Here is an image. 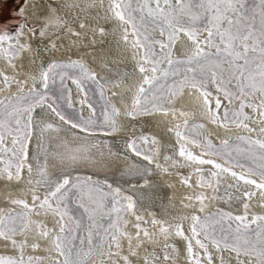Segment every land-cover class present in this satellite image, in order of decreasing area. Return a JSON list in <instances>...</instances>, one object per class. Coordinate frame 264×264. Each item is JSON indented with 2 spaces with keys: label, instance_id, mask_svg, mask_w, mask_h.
<instances>
[{
  "label": "bare ground",
  "instance_id": "1",
  "mask_svg": "<svg viewBox=\"0 0 264 264\" xmlns=\"http://www.w3.org/2000/svg\"><path fill=\"white\" fill-rule=\"evenodd\" d=\"M25 2L22 14L28 19L29 25H36V28L30 31L24 25L26 38L22 44L25 47L16 44L19 47V56L11 63L9 62L12 59L11 55L0 53V101L6 103L8 100H15L20 96L17 92L24 91L29 94L33 87L35 90H42L41 74L49 65L79 61L88 65L87 67L90 66L99 85L106 91L109 101L118 109L121 131L114 135H106L84 132L79 128L73 129L71 125L60 121L47 105L37 106L33 114V130L28 147V161L26 160L32 166V173L29 174L26 168L21 173V178L12 182L7 178L6 172L0 175L2 191L0 200H6L0 204V217L6 213L15 215L28 211L22 205L19 207L23 209L16 207L12 203L13 200L26 201L33 211L28 214V228L14 238L17 241L16 245L10 240L0 238V256L20 258L32 253L46 261L55 256L57 251L54 238L60 229L56 221L58 218L39 205L45 194L49 190H54L55 183L64 179H68L70 183L80 178L93 179L98 183L108 184L121 195L131 198L134 207L132 217L129 218L130 224L126 226L130 232L129 236L132 237L131 247L128 236L121 240L122 253L128 257L127 264H145L146 260L147 264H194L188 257V240L184 237L191 239L193 251L199 255L201 264H207L203 250L195 244L192 237L193 216L201 218L207 213L217 212H207V207L220 208L233 216L240 215L244 213V202L249 205V217L264 215L261 214L264 210L262 204L264 196L254 186H244L243 182H240L239 192L235 188L227 187L228 184H235L227 174H221L218 185L215 181L216 191L208 192L203 200V211L200 210L201 201L194 203L189 188L203 195L207 186L203 188L200 185V175L206 172L207 176L211 174L209 171L216 170L212 165H194L185 157H181L179 155L181 146L187 152L193 148L196 155H201L204 149L201 150L194 145L192 140H181L177 137L176 131L184 126L185 122L199 123L211 131L209 138L214 146H220L221 142L228 141L240 133L237 127L232 129L222 127L219 122H212L206 114L200 90L185 84L179 103L171 112L156 110L140 117L129 115L134 111L143 76L151 75V71L150 67H146L149 69L146 73L139 71L141 65L138 61L139 49L132 47L134 37L130 28L128 41L123 40V28L127 25H123L114 17L111 9L113 0ZM100 29H103V33ZM42 30L46 35H40ZM3 48L8 46L5 45ZM194 50L195 44L186 34H177L172 57H188ZM4 75L9 77L7 82L3 79ZM67 81V97L70 93L72 105L71 107L67 105L68 109L89 116L91 109L83 102L82 92L73 83V79L69 78ZM252 98L255 104L259 103L255 100L256 95ZM209 99L212 100L214 107V97ZM249 111H251L249 120L253 125L251 129L254 131L241 129V132L245 130L251 139L264 140V132L261 131L264 128V118L258 116V111L247 109V112ZM41 117L43 120L37 127L36 121L41 120ZM45 123H51L53 129L46 130L41 135L40 128ZM149 137L156 139L159 144L157 163L145 160L143 155H136L129 147L132 141L139 143L138 140H141L142 150L147 154ZM12 139L6 137L0 143L1 154L5 149L15 148L17 151ZM71 155L78 158L72 161L69 159ZM166 157L168 159H165ZM202 158L215 160L212 156ZM38 166L46 173L39 186L35 184V181L40 179L37 176ZM196 167L202 168L203 171L196 172ZM187 179H190V182L186 183ZM30 181L32 183H29ZM244 187H248L256 194L251 199L244 197ZM33 195L39 196L40 199L33 201ZM237 195L241 200L230 199ZM50 201L55 207L52 197ZM82 205L87 206V203ZM137 217L141 219L137 220ZM177 225L181 226L184 237L176 235ZM162 228L167 229V232H162ZM46 229L49 235H41ZM145 230L149 233L147 237L143 235ZM138 231L139 238L136 236ZM21 243L24 244L23 250L20 248ZM165 245L169 247L166 248ZM132 251H135L136 255H131ZM209 252L212 254L213 264H220L225 254L229 255L226 257L229 264H241V261L248 264V261L234 257L227 250L217 251L212 245H209ZM165 253L170 257L168 260H164ZM123 254L105 253L94 264H126Z\"/></svg>",
  "mask_w": 264,
  "mask_h": 264
},
{
  "label": "snow or ice",
  "instance_id": "2",
  "mask_svg": "<svg viewBox=\"0 0 264 264\" xmlns=\"http://www.w3.org/2000/svg\"><path fill=\"white\" fill-rule=\"evenodd\" d=\"M260 5L264 9V0H260ZM243 8L244 0H188L187 3H185V0H175V4L172 3V0H155L154 6L153 0H113L111 9L114 17L123 25H127V27L123 28V40L125 42L128 41L130 28L131 35L134 37L132 47L143 49L142 63L139 71L146 73L149 69L144 67V65L151 66V75H144L142 83L138 88L139 94L135 100V111L130 112L129 115L135 116L140 112L142 100L149 93L152 94V99L148 101L151 109L145 106L144 111L146 113H150V110H156L158 105L160 106L159 110L164 112L170 111L171 109L163 107V103H171L169 96H179L183 87L187 84L192 88L200 90L206 114L211 118L213 123L219 122L222 127L227 126L229 123H234L237 127L254 131V129L249 128L248 124L244 123L245 120L249 119L244 113V109L251 108L254 112L259 111L261 118H264V10L260 11L259 24H257L256 16L246 15ZM178 12L189 14L190 23L180 21L177 18ZM229 13L233 15H229ZM150 26L153 31L159 28L161 36L166 34L167 43L164 40L155 39L149 31ZM100 31L103 33V29H100ZM201 31L207 32V37L204 40L198 38ZM180 32L185 33L196 47L193 54L186 59L173 60L171 58L172 49L177 39V34ZM21 34V32H18L17 36ZM40 35L44 36L46 32L42 30ZM13 40L14 38L6 32L0 34V45H3L5 41L9 42L8 48L0 47V53L11 55L12 57L18 56L19 50L12 46ZM217 40H219V43H217ZM157 45L160 49L159 52L156 51L155 46ZM211 49L215 51L212 52L210 51ZM165 61L168 64V68L161 70L160 66ZM9 62L11 63V61ZM225 63L228 66L226 69L223 67ZM183 65L187 66V72L192 73L191 77L184 74L181 70L180 66ZM69 68H78L82 74L78 78H72L73 83L77 85L79 91H85L83 88L84 81L91 80L99 85L95 73L79 61H72L69 64L53 63L41 74L44 92L37 91L33 87V90L28 95L18 96L15 100H8L7 103L0 101V143L3 142L5 135H8L12 136L14 146L19 145L20 156L16 158L15 165L16 180L21 178L24 161L28 159V142L32 136L33 113L37 106L47 105V108L55 113L60 121L71 125L73 129L79 128L81 131L88 132L94 124L91 119L84 120L82 117L74 119L73 117L66 116L58 109V106H53L55 101L52 103L48 102L51 99L48 95L49 81L52 80V83H55L53 77L58 76L61 88L67 91L64 88V80L68 77V74L66 72H57V70ZM197 68L200 69L199 72H197ZM169 77L174 78L171 85L168 84ZM177 77H179L178 82L175 79ZM3 79L7 82L9 77L4 75ZM209 81L215 86L218 93L214 98V107L212 106V100L209 99L213 95L208 90ZM145 85L148 87L146 88ZM100 87L103 94V86L100 85ZM256 92L261 94L259 104L251 103L249 99ZM69 97H65L62 92L59 99H65L68 106L71 107ZM234 100L240 101L239 110L230 109L225 105L221 115L222 104L225 101L227 104H231ZM89 108H92L90 103ZM117 114L118 109L112 107V131L117 130L118 127L115 121ZM181 114L184 115V113ZM25 116H27L26 122L24 121ZM105 119H108L107 113L105 114ZM42 120L43 117H41V120L36 121L37 127H39ZM185 127H187V122H185ZM196 127L203 128V125H197ZM51 129H53V125L45 123L40 128V133L43 135L44 131ZM261 131L264 132V128ZM176 135L181 140L187 139L179 130L176 131ZM237 140L243 141L247 147L240 148L237 146L235 149L237 155L235 157L232 155V151H230L231 146L227 140L223 141L220 147H216L207 138L203 143H200L198 140L192 141V143L204 149L201 155L187 152L183 146L180 148L179 155L185 157L187 161L194 165H212L216 171L211 172V177L216 178L217 185L220 182L219 178L221 174H227L235 181V184H228L227 187L235 188L239 192L241 190L240 182H243L244 186H254L261 194H264V140L251 139L245 136H238ZM153 143H155V140H153ZM129 147L136 152V155H141L135 141H132ZM5 151H13V155H15V148L5 149ZM202 156L220 157L224 160V164L217 163L213 159L202 158ZM240 157H243V159ZM77 158L76 155L69 157L72 161H75ZM144 159L151 162L153 158L150 155H144ZM165 159H168V157ZM247 161H251V165H248ZM11 167L12 162H7L5 171L9 180L13 179V173L10 171ZM236 168L240 171L233 170ZM195 171L202 172L203 169L196 167ZM28 173H32L31 165H28ZM45 175L46 173L38 166L37 176L40 179L35 181L37 186L41 184L42 178ZM185 182L187 183V181ZM29 183L32 182L30 181ZM199 183L202 187L205 185L213 187L212 180H206L203 176H201ZM75 188H77V184L72 183L70 185L68 179L56 182L54 190H49L39 205L40 208L46 212H51L57 217V223L60 225L59 233L54 238V244L58 256L63 257V259H56L54 264H86L84 259H79L81 254L84 257H88L93 252L102 253L105 243L108 244L109 249H111L112 244H115V248L119 250L121 248L120 236L128 235L121 232L115 224H110L109 228L105 230L104 235L99 238V243H94V233L88 231L87 240L89 248L87 251H84L82 247L75 249L72 242L77 237L73 235V232L79 229L81 224L74 216L70 215L67 206L69 195ZM213 190L216 191L215 188ZM255 194L248 187L243 188L244 197L251 199ZM50 197L55 198V207L50 202ZM233 198L241 200L239 195L230 197V199ZM32 199L36 201L40 197L33 195ZM124 199L129 201L126 207L117 208L113 205L112 210L117 213V218H119L121 210L128 211L134 207L130 197H124ZM197 199L201 201L202 206L200 210L203 211V200L205 197L201 195ZM12 203L22 205L28 210L15 216L9 213L7 216L0 217V238L10 240L13 245H16L17 241L14 237L17 232L22 233L28 228L29 222L26 220V217L33 209L24 200H13ZM243 208L244 213L240 215L233 216L231 213L219 214L218 219H215L214 223L209 222L214 219L213 217L206 218L203 221L198 216L192 217V237L195 239V244L203 250L207 264H213V257L209 252V244L213 245L217 251L230 250L236 254L237 258L241 255L252 258L248 261V264H264V215H252L249 219L248 203L244 202ZM88 211L85 208V212ZM65 217L71 223V228H68L64 223ZM139 219L141 218L137 217V220ZM17 221L20 224L19 228L11 226ZM225 221L236 222L235 227H233L232 223L225 224ZM217 224L220 225V234L217 233ZM252 225H255V227L253 228ZM137 228H139V225H137ZM161 231L167 232V229L162 228ZM41 235L47 236L49 233L47 230H44L41 232ZM96 235L99 234L97 233ZM143 235L147 237L149 233L145 230ZM176 235L184 237L180 225H177ZM136 236L139 238V231L136 233ZM79 239L82 246L84 238L80 237ZM128 239L129 246L131 247L132 237L128 236ZM184 239L188 240L187 254L189 259L193 260L194 264H201L199 255L193 251L191 239L188 237H184ZM23 247L24 244L21 243V250H23ZM33 247H37V245H33ZM165 247L169 246L165 245ZM74 252L78 257L76 260L72 259ZM112 254L110 251L109 255ZM116 254H118V251ZM131 255H136V252L132 251ZM169 258L167 253H165L164 260H168ZM123 259L127 264L128 257L124 256ZM31 262L32 258L29 257L28 264H31ZM0 264H24V261L23 259L18 261L11 257H0ZM145 264H147V260ZM241 264H243V261H241Z\"/></svg>",
  "mask_w": 264,
  "mask_h": 264
},
{
  "label": "rangeland",
  "instance_id": "3",
  "mask_svg": "<svg viewBox=\"0 0 264 264\" xmlns=\"http://www.w3.org/2000/svg\"><path fill=\"white\" fill-rule=\"evenodd\" d=\"M25 1L26 0H0V14H2V15H0V34H2L3 32H6L8 35L12 36L14 38V40L12 42V46L14 48H16L17 50H19V47H17L16 44H21V46L25 47L24 44H22V41L26 38V34L24 31V25L30 31H32L34 28H36V25L30 26L28 19H26V17L22 14V7L26 3ZM187 2H188V0H185V3H187ZM154 3H155V0H154ZM172 3L175 4V0H172ZM133 6H135V5H133ZM153 6H154V4H153ZM193 7H195V6L193 5ZM221 7L223 10V5ZM237 7H239V5H237ZM262 10H264V9H262V6L260 5V0H244L243 11L248 16L255 15L257 24H259V13ZM229 15H233V14L229 13ZM177 18L184 23H190V15L187 13L178 12ZM233 18H235V17L233 16ZM149 31L151 32V35L155 39L164 40L165 43H167V35L165 34L164 36H161L159 28H156L153 31L151 29V26H150ZM18 32H21L23 35L21 34V35L17 36ZM130 32H131V29H130ZM178 34H185V33L180 32ZM206 37H207V32L201 31V34L199 35L198 38H200V40H204ZM17 40H18V43L16 42ZM217 43H219V40H217ZM5 45L9 47V42L5 41L3 43V45H0V47H4ZM155 47H156V51L159 52L160 51L159 46L157 45ZM138 49H139L138 61L141 64L142 63L143 49H140V48H138ZM165 51H167V49H165ZM210 51L214 52L215 50L211 49ZM18 56H16V57H18ZM139 57H140V59H139ZM171 58L173 60H176V59H186L187 57L173 56ZM13 59H15V57H12V59L10 61L12 62ZM69 63H71V61H64V62H60L58 64H69ZM86 66H88V65H86ZM144 67H151V66L145 64ZM160 67H161V70L167 69L168 68L167 62L165 61ZM180 67H181V70L184 72V74L191 77L192 73L186 71V68H187L186 65H183ZM223 67L226 69L228 66L225 63V64H223ZM87 68L89 69L90 66ZM91 71H92V69H91ZM199 71H200V69L197 68V72H199ZM57 72H66L68 74V77H66V79L64 80V88L66 90L68 89V86L66 83L68 82L67 80L69 78L72 79V78H78V77L82 76V74L79 72L78 68L77 69L69 68V69H63V70L58 69ZM53 79L55 80V83H52V80L49 81L48 95L51 97V99L48 102L52 103L53 101H55L53 106L54 107L58 106V109L63 114H65L66 116H69V117H73L74 119H79V116H80V118L81 117L87 118V119L83 118L84 120L91 119L94 122V124H93L91 130L88 131V133H103L106 135H114V134L119 133L121 131V127H120L121 122L119 120L118 114L115 116V121L118 125L117 130H115V131L111 130V123H112L111 109H112V107H115V106H113V104H111L109 99H107L108 96L106 95V91L104 89H103V94L101 93L100 85H98L97 83H95L91 80L83 82V88L85 89V91L82 92L83 102H85L88 106H89V103L92 105V108H90L91 112H90L89 116H83V115L79 114L78 111L76 112V111H72L71 109L69 110L68 106H67L68 103L66 102L65 99H59L62 92H63V95L65 97H67V91H65L61 88V82H60V79L58 76L53 77ZM173 79L174 78H172V77L168 78V84L169 85H171V83L173 82ZM175 79L178 82L179 77H177ZM161 82H163V81H161ZM145 87L147 88L148 86L146 85ZM208 90L210 92H212V94H213L212 97H210L211 99L213 97L215 98V96L218 95V93L216 92L215 86L212 85L210 81H209ZM37 91L44 92L45 90L42 89V90H37ZM17 93L20 96L28 95L24 91L17 92ZM254 95H256L255 100H257V102H260L261 94L259 92H256ZM254 95L252 97H254ZM252 97H250L249 99H250L251 103H254L253 102L254 100ZM179 98H180V95L176 96V97L169 96L171 103L165 102V103H163V107L164 108H170L172 106V108L169 112L173 111L175 109V107L177 106V104L179 103L178 102ZM151 99H152V94L149 93L147 95V97L142 100L141 110L139 113H137L135 115V117H140L141 115H147V114L155 112L156 110H159L160 106L158 105L157 109L156 110H150V113H146L144 111L145 106H147L149 109H151V105L148 104V101H150ZM225 105H227V107L230 109L239 110L240 101L234 100L231 104H227V102L225 101L224 104H222V107L220 110L221 115L223 113V108ZM135 107H136V105H135ZM247 109L251 110V108H245L244 109V113L249 117V115L251 114V111L247 112ZM134 111H135V108H134ZM106 113L108 114L107 120L105 119ZM258 116L261 117L259 115V111H258ZM26 120H27V116L24 117L25 122H26ZM248 120L249 119L245 120L244 123L248 124L249 128H252L253 125L250 122V120L249 121ZM183 125L184 126L179 128V131L181 133H183V135L187 138V140L188 139L192 140V141L198 140V141H200V143H203L206 138L210 139L209 137H210L211 131L209 130V128H206V126H203L204 128H198L196 126L200 125V124L196 123V122L195 123L194 122L193 123L187 122V127H185V123ZM227 127L232 128V129H236L237 126L234 123H229V124H227ZM237 129L240 130L239 131L240 133H238V135L236 137L228 140L229 145L231 146L230 151H232V155L234 157L237 155L236 150H235L237 146H239L240 148H246L247 147V145L243 141H238L237 137L238 136H245V137L251 138L245 132V130H243V132H241L242 131L241 129H245V128L237 127ZM6 137H12V136L5 135V138ZM148 140H149V153L145 154V152H143L141 140H138L139 143L135 142L136 146H137L138 150L141 152V155H143V156L144 155H150L153 158L152 161L157 163L158 162V152L157 151L159 150V144H158L156 139H152L151 137H149ZM153 140H155V143H153ZM29 142H28V147H29ZM194 145H196V144H194ZM221 145H222V142H221L220 146ZM220 146H216V147H220ZM199 148L202 150L201 147H199ZM18 149H19V145H16L17 151H15V155H13V151H5L3 154L0 153V175H2V173L5 174L4 172H6L5 171L6 163L12 162V167H11L10 171L13 173V177L15 176L16 158L18 156H20ZM151 149H152V151H151ZM189 152H192L193 154H195V151L193 150V148H190ZM212 157L215 159V161L217 163L224 164V160L221 159L220 157H216V156H212ZM240 158L243 159V157H240ZM27 161H24V167L22 169V172L24 169L28 168L29 162H27ZM251 163H252L251 161H247L248 165H251ZM225 166H228V165H225ZM233 170L240 171L238 168L233 169ZM209 172L211 173L212 171H209ZM6 175H7V172H6ZM202 175H203V177H205L206 172H205V174L203 173ZM207 179L212 180L213 187L208 188L207 185H205V186H207L206 188L203 187L205 189L204 190L205 192H203L204 197H206L208 192L213 190L215 187V181L216 180H215V178L211 177V174L206 177V180ZM13 180H16L15 177L13 179H11L10 182H12ZM188 182H190V179H187V183ZM72 183L77 184V188L73 189V192L69 195V198L67 201V206H68L70 215L74 216L75 219L78 220L81 224V227L79 229H77L75 232H73V235L77 237V239L73 240V242H72L75 249H80L82 247L84 251H87V249L89 248V244H88V240H87L88 231H92L94 233V236H93L94 243H99V238L104 235L105 230L109 228L110 224H115L116 227L119 228L121 232L127 233L128 234L127 236H129L130 232L128 231L126 226L130 224L129 222H130V219L132 217V209L128 210V211L121 210V212L119 213V218H117V213L112 210L113 205H115L117 208H121L122 206L123 207L127 206L129 201L124 199L125 196L121 195L120 193L117 194V191L115 189H113L112 187H110L108 184L98 183L96 180H93V179L80 178L78 180L71 182L70 185ZM189 190H191L194 203L199 202L200 200L197 199V197L201 196L202 193L197 192L195 190L193 191L191 188H189ZM258 192L261 194V192L259 190H258ZM1 193H2V191L0 189V196H1ZM261 195L264 196V194H261ZM53 199H54V204H56L55 198H53ZM5 201H6L5 199L0 200V204H3ZM82 203H87V206H83ZM262 204H264V202H262ZM14 205L16 207H19L18 204H14ZM19 208L23 209V207H19ZM85 208H87L89 211L85 212ZM206 210H207V212L208 211H217V212H210V213H207V214L201 216L200 219L202 221L205 220L206 218L213 217L214 219L210 220L209 221L210 223H214L215 219H218L219 214L228 213V212H226L220 208L219 209L218 208L212 209V208L207 207ZM262 212L263 213H261V214H264V210ZM6 215H7V213L5 215H2V216H6ZM15 215H13V216H15ZM250 217H249V219H250ZM65 219H66V222H64V223L66 224V226L68 228H71L72 225L67 220V217H65ZM26 220L29 221L28 216L26 217ZM227 223H232L233 227H235L236 222L225 221V224H227ZM14 225H16V226H14ZM11 226L19 228V226H20L19 221H17L15 224H13ZM252 227L254 228L255 225H252ZM216 229H217V233L220 234V225L219 224L216 225ZM97 233L99 235H96ZM21 234H23V232L22 233L17 232L15 237H18ZM228 235L231 236L230 233H228ZM80 237L84 238V243L82 246L80 244V239H79ZM126 237H125V235L120 236L121 248H122V241ZM2 239H4V238H2ZM109 239H110V236H109ZM209 245H211V244H209ZM121 248L119 250H117L115 248V244H112L111 249H109L108 244L105 243L102 253L98 254L96 252H93L88 257H84L83 254H81L79 259H84L86 261V264H94V262L96 260H98V258H100L105 253H107V255H108L110 251L114 254L117 253V251H118V253L123 254L122 253L123 250H121ZM227 251L231 252L230 250H227ZM231 253L234 257H237L234 252H231ZM124 255L125 254H123V256ZM227 256H229V255L225 254V256L222 257L220 264H229L227 261V258H226ZM0 257L7 258L6 256H0ZM29 257L32 258L31 264H54L56 259H60V260L63 259V257L58 256V253H55V256L50 261L39 259V258L35 257L32 253H28L23 257L14 258V259H16L18 261L20 259H23L24 264H28ZM72 259L73 260L78 259V257L75 255V252L72 256ZM239 259H241V260L244 259L245 261H249L252 258L244 257L243 255H241L239 257Z\"/></svg>",
  "mask_w": 264,
  "mask_h": 264
},
{
  "label": "flooded vegetation",
  "instance_id": "4",
  "mask_svg": "<svg viewBox=\"0 0 264 264\" xmlns=\"http://www.w3.org/2000/svg\"><path fill=\"white\" fill-rule=\"evenodd\" d=\"M171 108H172V106L170 107V109H171ZM208 175H210V174H208ZM208 175H207V176H208ZM201 176H203V175H200L199 180H200ZM207 176H205L204 178H206Z\"/></svg>",
  "mask_w": 264,
  "mask_h": 264
},
{
  "label": "crops",
  "instance_id": "5",
  "mask_svg": "<svg viewBox=\"0 0 264 264\" xmlns=\"http://www.w3.org/2000/svg\"><path fill=\"white\" fill-rule=\"evenodd\" d=\"M0 15H2V14H0Z\"/></svg>",
  "mask_w": 264,
  "mask_h": 264
},
{
  "label": "water",
  "instance_id": "6",
  "mask_svg": "<svg viewBox=\"0 0 264 264\" xmlns=\"http://www.w3.org/2000/svg\"><path fill=\"white\" fill-rule=\"evenodd\" d=\"M108 99V98H107Z\"/></svg>",
  "mask_w": 264,
  "mask_h": 264
}]
</instances>
